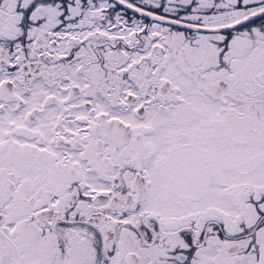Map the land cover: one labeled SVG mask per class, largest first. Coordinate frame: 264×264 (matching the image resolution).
Returning <instances> with one entry per match:
<instances>
[{
  "label": "snow or ice",
  "instance_id": "snow-or-ice-1",
  "mask_svg": "<svg viewBox=\"0 0 264 264\" xmlns=\"http://www.w3.org/2000/svg\"><path fill=\"white\" fill-rule=\"evenodd\" d=\"M0 264H264V0H0Z\"/></svg>",
  "mask_w": 264,
  "mask_h": 264
}]
</instances>
